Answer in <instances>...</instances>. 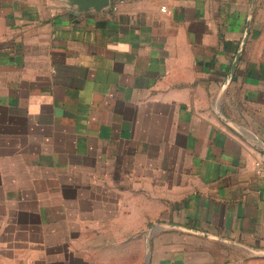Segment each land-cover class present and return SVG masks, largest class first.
<instances>
[{
  "label": "crops",
  "instance_id": "0c3cea01",
  "mask_svg": "<svg viewBox=\"0 0 264 264\" xmlns=\"http://www.w3.org/2000/svg\"><path fill=\"white\" fill-rule=\"evenodd\" d=\"M103 1L0 0V264H264V0Z\"/></svg>",
  "mask_w": 264,
  "mask_h": 264
},
{
  "label": "built area",
  "instance_id": "2783aa9c",
  "mask_svg": "<svg viewBox=\"0 0 264 264\" xmlns=\"http://www.w3.org/2000/svg\"><path fill=\"white\" fill-rule=\"evenodd\" d=\"M162 10H164L162 8ZM254 170L258 175L264 177V152L261 153L255 160H254Z\"/></svg>",
  "mask_w": 264,
  "mask_h": 264
},
{
  "label": "water",
  "instance_id": "95a60500",
  "mask_svg": "<svg viewBox=\"0 0 264 264\" xmlns=\"http://www.w3.org/2000/svg\"><path fill=\"white\" fill-rule=\"evenodd\" d=\"M103 2H105V0ZM102 4H105V3H102Z\"/></svg>",
  "mask_w": 264,
  "mask_h": 264
}]
</instances>
